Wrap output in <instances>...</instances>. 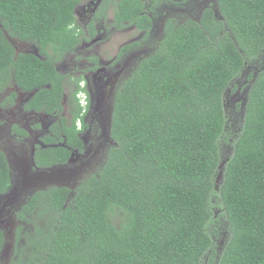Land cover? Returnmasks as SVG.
<instances>
[{"label": "trees", "instance_id": "obj_1", "mask_svg": "<svg viewBox=\"0 0 264 264\" xmlns=\"http://www.w3.org/2000/svg\"><path fill=\"white\" fill-rule=\"evenodd\" d=\"M79 2L0 0V85L22 67L45 74L49 111L61 113L64 76L55 64L78 42ZM143 2L121 0L119 28L130 20L149 30ZM217 9L219 19L207 8L200 20L168 21L165 38L116 92L107 158L75 190L53 186L30 199L18 213L10 264H264V0H217ZM8 37L34 44L46 59L17 55ZM252 63L259 70L216 183L223 144L234 135L226 92ZM78 105L66 128L75 146L85 114ZM67 155L52 150L44 164ZM9 185L0 152V192ZM4 243L0 231V251Z\"/></svg>", "mask_w": 264, "mask_h": 264}, {"label": "flooded vegetation", "instance_id": "obj_2", "mask_svg": "<svg viewBox=\"0 0 264 264\" xmlns=\"http://www.w3.org/2000/svg\"><path fill=\"white\" fill-rule=\"evenodd\" d=\"M143 1V14L149 16L151 23L149 30H139L130 20L123 21L124 27H118L117 9L121 0H80L77 4L75 14L78 42L55 64L58 73L64 76L60 79L57 75L63 87L60 98L63 109L60 114L49 111L53 85L45 74L41 76L44 79H39L22 67L19 71L23 76L20 73H11L9 79L0 85V152L5 155L10 168V185L6 191L0 192V216L7 214L0 218V231L5 236V243L0 251V264L11 263V260H7L9 236L6 232H10L11 226V232L14 230L12 243L18 247L16 231L21 222L19 220L20 224H17L16 216L18 217V213L38 191H43L39 187L45 182L69 187L63 186L65 179L56 176L58 178L54 181L53 176L50 178L45 175L60 174L62 177H70L85 168V157L94 156L96 152L106 149L107 145H115L108 134L109 114L112 110L113 115V103L118 88L125 77L132 73L127 74V66H132L133 70L139 61L155 51V46L165 38L169 20L173 19L176 23H182L186 18L200 20L205 9H217V0ZM187 8L188 11L183 17L181 9ZM111 11L112 16H109ZM132 29L137 30L139 36L123 42L112 61H105L108 50L103 51L99 45L108 40V33H120L123 30L128 32ZM150 37L155 38L152 46L148 41ZM12 40L15 42L17 55L25 53L46 59L34 44L14 38ZM124 46L128 49L121 53ZM141 53L147 54L138 59ZM247 82L244 79L242 83H237V94H233L234 91L231 92L230 88L227 90L228 106L234 105L232 112L236 111L235 103L239 100L240 92L245 91ZM81 89L84 91L87 107L84 108L83 119H79L76 127L81 143L75 146L67 144L69 137L66 128H73V110L79 109V103L83 106L79 99ZM239 104L241 109L242 103ZM52 150L65 155L69 153V156H64L65 161L59 158L56 163L46 165L44 163L51 158ZM52 187L53 185L44 190ZM76 187L69 188L75 190ZM3 209L5 210L2 211ZM28 216H31L30 213ZM6 218L10 220L9 225L4 224ZM16 249L14 248L13 254Z\"/></svg>", "mask_w": 264, "mask_h": 264}, {"label": "rangeland", "instance_id": "obj_3", "mask_svg": "<svg viewBox=\"0 0 264 264\" xmlns=\"http://www.w3.org/2000/svg\"><path fill=\"white\" fill-rule=\"evenodd\" d=\"M189 6V5H188ZM190 8V7H189ZM188 11V8L187 9H181V13L182 14H186ZM185 14L183 15V17H185ZM198 14V13H197ZM109 16H112V11L109 12ZM182 17V19L184 20V18ZM178 24H181V23H178ZM120 33H116V32H113L112 34L111 33H108L107 35V39L108 40H105V43H102L99 45L100 49H103V51L105 50H108V53H107V56H106V59L105 61H112V59L114 58L116 52L118 51V48L120 47V45L122 44L123 45V42H127L131 39H135L139 36V32L137 30H130L128 32L126 31H119ZM106 39V38H104ZM122 39V40H121ZM154 40L155 38L154 37H150L148 39L149 41V45L154 43ZM147 46V44H146ZM150 51V49H148ZM147 53H141L137 58L138 59H141V57L143 56H146ZM264 57V56H263ZM264 63V61H263ZM254 63L252 64H249V66L246 68V73H249L247 76H245V74H243L242 77H240L239 79H237L235 82L231 85L230 89H231V92H233V94H237L239 93V90H236V85L237 83H242L244 81V79H247V87L244 89L245 91L243 92H240V96H238L239 100L236 101V106H237V109L236 111L232 112L233 108H234V105L230 104V106H228V101H229V98L226 96V103H227V116H228V119H229V132H231L232 134L234 133L233 137L231 139H229V142L228 143H224L223 146H224V151H225V159L228 158L230 155H231V151H232V142L234 141L235 137L238 136L239 132H240V128H239V125H240V120L243 121V118H244V113H245V105H246V102L248 100V91L250 89V85H251V82L254 80L253 78H251L250 76L253 75V72H254V75L255 73L257 72V67L256 66H253ZM127 68L129 69L128 70V73L129 74L130 72H132L133 70L132 69V66H127ZM134 69V68H133ZM244 87V86H243ZM247 90V91H246ZM242 103V108L239 109V103ZM108 134L111 136L112 138V130H111V127H110V124H108ZM104 134L105 132L103 131L102 133V136L104 137ZM114 142V140H113ZM106 149H103L99 152H96V154L94 156H87L83 159V161H85L84 163H86V165L84 166L85 168L80 171L79 173L77 174H74L70 177H62L60 174H54V175H45V176H49L50 178H52L53 176V179L55 181L56 178H62V179H65L63 182H64V185L63 186H69V187H76L77 185H79V183L84 180L90 173H94L96 172L100 166L103 164V162L105 161V159L107 158V153H108V145L105 146ZM58 176V177H56ZM46 183V184H45ZM43 183L40 187H39V190L42 189H46L48 187H50L51 185H56V184H52V183H49V182H45ZM5 209H3L2 211H4ZM7 214L6 213H3L0 218L2 217H6ZM4 221L6 223L4 224H7L9 225V218H6L4 219ZM16 221H17V224L19 225L20 222H19V219L18 217L16 216ZM17 225V226H18ZM9 229H10V232H6L7 235L9 236L8 240H7V248H6V253H7V260L8 261H12L15 257V254H13V251H14V248H17V246H15L12 242L14 241L13 238H12V234H13V231L11 232V226H9ZM217 242L218 244L220 245L219 246V251L222 250L223 246H224V243H225V230H222V236H220L219 238H217ZM13 249V250H12ZM7 261V262H8Z\"/></svg>", "mask_w": 264, "mask_h": 264}, {"label": "water", "instance_id": "obj_4", "mask_svg": "<svg viewBox=\"0 0 264 264\" xmlns=\"http://www.w3.org/2000/svg\"><path fill=\"white\" fill-rule=\"evenodd\" d=\"M216 17H218V15H219V10L218 9H216ZM221 18H223V17H221ZM0 26H2L1 24H0ZM9 38V37H8ZM9 40L11 41V43L12 44H15V42L11 39V38H9ZM263 67H264V65H263ZM257 73V72H256ZM255 73V74H256ZM112 117H113V115H112V110L110 111V114H109V123L108 124H110V127H111V125H112ZM228 160H229V158H226V159H223L222 161H221V163H220V166H219V173H218V175H217V179H216V183H220L221 181H222V179H223V174H224V168H225V165L227 164V162H228ZM217 188H219V184L217 185Z\"/></svg>", "mask_w": 264, "mask_h": 264}, {"label": "clouds", "instance_id": "obj_5", "mask_svg": "<svg viewBox=\"0 0 264 264\" xmlns=\"http://www.w3.org/2000/svg\"><path fill=\"white\" fill-rule=\"evenodd\" d=\"M79 99L82 100L81 103L83 104L84 108H86V107H87V104H86V102H85V95H84V91H83V89L80 90V93H79Z\"/></svg>", "mask_w": 264, "mask_h": 264}]
</instances>
